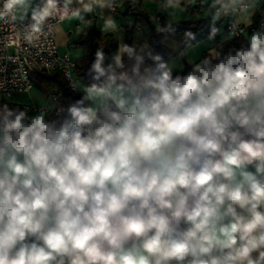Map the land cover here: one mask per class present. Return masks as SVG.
<instances>
[{
	"label": "clouds",
	"instance_id": "obj_1",
	"mask_svg": "<svg viewBox=\"0 0 264 264\" xmlns=\"http://www.w3.org/2000/svg\"><path fill=\"white\" fill-rule=\"evenodd\" d=\"M157 2L173 20L206 11L214 48L225 18L230 36L245 24L250 35L189 62L196 30L176 56L155 38L172 23L133 44L119 0H0V25L23 33L28 54L73 19L78 30L95 15L118 36L112 51H90L82 78L64 73L71 87L54 110L0 104V264H264L260 0ZM63 60L44 64L70 70Z\"/></svg>",
	"mask_w": 264,
	"mask_h": 264
},
{
	"label": "crops",
	"instance_id": "obj_2",
	"mask_svg": "<svg viewBox=\"0 0 264 264\" xmlns=\"http://www.w3.org/2000/svg\"><path fill=\"white\" fill-rule=\"evenodd\" d=\"M204 2L209 3L210 0H204ZM129 4H130V0H119L118 5L116 6L114 18L116 19L118 27L121 25L125 26L126 24L133 23L131 18L125 19L122 16V14L125 12L126 7ZM136 4L139 7V11L144 13L155 27H158L161 21H164L165 23L174 24L184 21H199L207 17V12L201 11L197 7L195 10H190L187 13H185L183 9H178L175 14V20H173V18L171 17L163 16L157 0H136ZM261 5H264V0H260V3L258 4L259 15L261 17H264V6ZM157 17L159 18V21L156 20ZM255 22H259V21L253 20L252 23ZM76 23H77L76 20L73 19V21L71 22H64L56 26L62 28L63 32L59 33L55 38L58 49L61 52L67 53L74 62L80 59L83 56V53L81 50L71 45L73 41H75L81 35L89 34L90 31H91L90 35H92L93 37L96 34H103L102 32H100L102 22L98 20L95 15H93L91 18V22H90L91 27H89L88 25H81L79 29L76 30ZM224 28H225V24H221L220 35H218L215 38L216 41H219L218 46L214 48L213 41L208 40L206 37L205 39L199 41L195 46H193V48H195L196 46L204 42H207L201 54L193 55L192 54L193 52L191 51L193 48H189L185 53V57L187 58V60L189 62H198L204 52H208L209 50L219 51V47H222V45L229 40V38L225 34ZM135 30L136 32H135L133 44L137 42H143L146 45L148 39V31L146 29V26L143 23L138 22ZM112 35L115 40L118 39V36L115 33ZM248 36L244 37L243 40L247 39ZM163 45L167 49L171 50L172 52L171 54L173 56L178 55L180 51V47L176 42L170 40H164ZM173 66L177 70L180 71L184 70V63L180 60L173 61ZM34 82L35 80L33 77L32 78L33 86L27 92L13 93L7 99V104H9L10 106H19L28 113H32L36 108H44V107H47L49 111L54 110L55 109L54 102L46 100L43 94L34 86Z\"/></svg>",
	"mask_w": 264,
	"mask_h": 264
},
{
	"label": "built area",
	"instance_id": "obj_3",
	"mask_svg": "<svg viewBox=\"0 0 264 264\" xmlns=\"http://www.w3.org/2000/svg\"><path fill=\"white\" fill-rule=\"evenodd\" d=\"M194 2V0H193ZM199 9V6H197ZM159 21V18H156ZM227 23V18H225V24ZM258 23H253L258 26ZM57 25H53V29H56ZM225 34L229 39L239 40L250 35L248 31V26L244 25L242 29L237 31L242 33L237 36H230L225 30ZM23 33L12 24L0 25V104L7 103V99L13 93H24L27 92L32 86V76L35 73L51 74L56 73L62 77L70 89L71 85L69 81L65 78L64 73L70 71L72 79H77L75 76L76 64L71 59V57L65 53L61 52L56 44L55 39L49 37L48 41H45L40 48V51L33 52V54H28L26 45L20 43L19 37ZM68 55V60L65 64L73 62L72 68L69 70L66 67H54L47 68L44 64L45 61H50L52 59H58L61 64L64 63V56ZM22 69V71H20Z\"/></svg>",
	"mask_w": 264,
	"mask_h": 264
},
{
	"label": "trees",
	"instance_id": "obj_4",
	"mask_svg": "<svg viewBox=\"0 0 264 264\" xmlns=\"http://www.w3.org/2000/svg\"><path fill=\"white\" fill-rule=\"evenodd\" d=\"M122 16L125 19L131 18L133 21L132 24H126L124 26L127 39L132 43L134 42V37L136 32L135 28L138 22H141L146 26V29L148 31V38L151 37L153 34L157 33V30H159V28L162 25L166 24L164 21H161L159 26L155 27L152 24V22L149 20V18L144 13L139 11L138 5L136 7H131V5L129 4L126 7L125 12L122 14ZM204 20L205 19L199 21H184V22L174 23L173 26L177 27L176 32L166 35L156 34L155 38L157 42L161 44H163L164 40H170L176 42L179 45L180 50H182L184 49V45L186 43V31L190 28L194 29L196 30V34H197V42L195 44L190 45L185 50L186 53V51L189 48L193 47L199 41L206 38L207 35L206 28L202 23V21ZM113 41H115V39L112 34L111 35L96 34L94 37L92 35L85 34L79 36L75 41H73L71 45L81 50L83 53V56L75 62L76 78H82V77H78L77 74L84 72L88 64L90 63V51H94L96 46H99L101 48H106L109 51H112L114 48ZM242 41L243 39H239V40L229 39L222 45V47H219V51L220 52L227 51L229 48L234 47V44L236 42H242ZM162 50L165 51L166 53H170V54L172 53L171 50L167 49L165 46L162 48ZM205 53L206 52L202 54L201 58ZM34 80H35L34 86L43 94L46 100L54 102L55 108L57 107L55 102L64 97L65 90H69L66 81L56 73H51V74L35 73Z\"/></svg>",
	"mask_w": 264,
	"mask_h": 264
},
{
	"label": "rangeland",
	"instance_id": "obj_5",
	"mask_svg": "<svg viewBox=\"0 0 264 264\" xmlns=\"http://www.w3.org/2000/svg\"><path fill=\"white\" fill-rule=\"evenodd\" d=\"M206 43H207V42H204V43H202V44L196 46L195 48L191 47V48H193V49L191 50V51L193 52L192 54H193V55L201 54V52H202V50L204 49ZM194 46H195V45H194ZM189 53H191V52H189ZM33 77H34V75L32 76V78H33Z\"/></svg>",
	"mask_w": 264,
	"mask_h": 264
}]
</instances>
